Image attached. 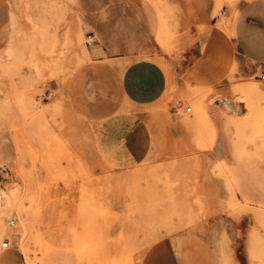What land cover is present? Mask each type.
Masks as SVG:
<instances>
[{
  "label": "crops",
  "instance_id": "crops-1",
  "mask_svg": "<svg viewBox=\"0 0 264 264\" xmlns=\"http://www.w3.org/2000/svg\"><path fill=\"white\" fill-rule=\"evenodd\" d=\"M218 3L0 0V183L9 185L17 165L29 163L28 148L32 163L57 164L65 175L61 183L35 167L34 180L47 183L46 195L65 199L17 207L13 248L0 254V264H110L119 252L132 264H223L219 247L231 248V231L242 229L246 216L234 222L228 207H217L231 196L213 168H230L239 180L237 199L264 205V193L249 183H264V133L249 170L246 157L234 163L233 130L211 124L217 138L203 178L208 207H197L195 127L169 105V62L159 58L165 57L161 42L173 35L182 66L223 98L227 75L205 49L222 46L236 77L264 71V0H235L219 9ZM221 18L230 22L228 36ZM87 36L94 42L83 50L79 41ZM38 78L44 80L36 86ZM39 92L42 113L14 106L15 98L36 99ZM25 115L38 122L27 123ZM154 179L162 182L156 194L171 195L170 203L148 207ZM13 183L22 187L17 177ZM89 186L95 201L72 200Z\"/></svg>",
  "mask_w": 264,
  "mask_h": 264
},
{
  "label": "rangeland",
  "instance_id": "rangeland-1",
  "mask_svg": "<svg viewBox=\"0 0 264 264\" xmlns=\"http://www.w3.org/2000/svg\"><path fill=\"white\" fill-rule=\"evenodd\" d=\"M217 8H220L225 2L235 0H217ZM227 29L225 35L228 36L229 20L225 21L221 18V23ZM173 35H168L161 42L164 48L162 61L169 62L166 75L169 81L168 93L171 99L168 100L169 105L173 104L176 114L184 125H194L193 145L199 153V198L195 201L197 207H208L210 190L208 184L203 179L206 177L208 164V153L214 151V141L217 135L213 132L211 124L219 122L232 129L228 133L231 141V151L235 164H240L242 158H247V166L250 170L252 162L254 163L262 149L264 133V91L261 87L262 83L255 77L250 79H242L235 76L234 64L228 53L223 47H209L205 49L203 54L209 58L211 62L216 64L224 74L227 75V82L223 88L220 87L224 94L223 97L217 95L215 90L209 84L197 78L182 66L183 57L181 52L175 51ZM160 41V37H158ZM85 37H81L79 44L85 49ZM44 78H38L36 82L41 85ZM223 85V84H222ZM14 90L16 87L13 86ZM36 99H17L13 100L14 106L23 108L25 113H32L31 110L36 109L42 113L44 106L42 105L39 95ZM158 107L160 105H157ZM217 107V108H216ZM170 108V106H169ZM189 110V112L187 111ZM27 123L38 122L37 116L25 115ZM24 156L29 163L18 164V169L13 171V180L8 185L0 183V254L5 252L1 248L3 242H7L12 247V238L14 230L11 228V221L16 216L17 207H46L49 200L65 199L64 197L47 196V183L34 180V173L37 171L35 167L46 172H52L56 181L64 183L63 169L53 163H32L33 157L31 149L24 150ZM80 168L79 165H77ZM217 171V175L225 177V186L230 194V199L225 203H219L217 207H228L229 216L235 222L240 216H246V221L242 223L241 228H233L231 231V248L220 246L223 264H264V205L250 203L245 199H237L236 195L240 194L239 180L234 179L229 167H224L223 163H216L213 168ZM80 172L83 173L82 170ZM15 177L19 179L22 187L18 188ZM89 181V179H88ZM249 183L253 189L257 187L261 194L264 193V183L258 180H250ZM162 182L157 179L152 181V200L148 207H159L172 199L171 195L160 196L158 186ZM10 187L8 192L6 188ZM170 187V186H169ZM168 187V194L170 193ZM18 189L19 197L14 194V190ZM78 196L71 197L74 201L84 200L87 203L95 201V192L89 186L87 189L79 188ZM166 193V192H165ZM66 199H70L67 197ZM164 203V204H163ZM24 204V206H23ZM20 205V206H18ZM174 207L173 204L170 205ZM21 210V209H20ZM36 246V249H42ZM228 249V251H227ZM122 253V252H121ZM121 253H116L115 262L110 264H132L131 262H122ZM31 259V258H30ZM31 261V260H30Z\"/></svg>",
  "mask_w": 264,
  "mask_h": 264
},
{
  "label": "built area",
  "instance_id": "built-area-1",
  "mask_svg": "<svg viewBox=\"0 0 264 264\" xmlns=\"http://www.w3.org/2000/svg\"><path fill=\"white\" fill-rule=\"evenodd\" d=\"M86 41H85V45L86 46H91L92 44H93V40L91 39V37L90 36H87L86 38ZM256 79L257 80H259V81H262V82H264V71H261L257 76H256ZM188 112H189V110H187ZM10 224H12V221H11V223ZM9 243H7V242H3L2 244H1V248L3 249V250H7L8 248H9Z\"/></svg>",
  "mask_w": 264,
  "mask_h": 264
},
{
  "label": "bare ground",
  "instance_id": "bare-ground-1",
  "mask_svg": "<svg viewBox=\"0 0 264 264\" xmlns=\"http://www.w3.org/2000/svg\"><path fill=\"white\" fill-rule=\"evenodd\" d=\"M85 53H86V52H85ZM84 55H85V54H84ZM84 55H81V59H82V56H84ZM86 55H87V54H86ZM86 55H85V56H86ZM86 58H87V57H86ZM87 59H88V58H87ZM83 60L85 61V59H83ZM80 61H81V60H80ZM86 62H88V61H86ZM86 62H85V63H86ZM80 63H82V62H80ZM74 67L76 68V65H75ZM74 67H73V68H74ZM72 72H73V71H72ZM70 73H71V72H70ZM66 77L68 78L67 73H66Z\"/></svg>",
  "mask_w": 264,
  "mask_h": 264
}]
</instances>
